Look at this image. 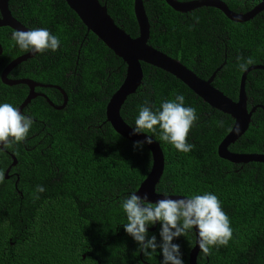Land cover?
<instances>
[{
	"label": "trees",
	"instance_id": "trees-1",
	"mask_svg": "<svg viewBox=\"0 0 264 264\" xmlns=\"http://www.w3.org/2000/svg\"><path fill=\"white\" fill-rule=\"evenodd\" d=\"M98 1L105 5L116 26L130 37L137 35L132 0ZM142 1L149 25L147 43L200 78H207L221 64L211 85L230 99H236L239 63L251 57L253 64L264 65V9L253 18L237 23L213 7L181 13L163 0ZM221 1L232 11L245 12L260 0ZM7 5L11 15L28 30L45 28L57 36L60 45L55 51L72 46V54L68 53L40 77L64 78L72 69L83 81L76 93L68 96L61 111L44 120L45 125L33 120L28 132L31 135L40 127L45 128L43 141L49 146L32 160H50L51 171L49 168L48 173L40 175L37 172L40 166L37 167L30 186L22 185L21 181L13 186L12 179L0 182V264H116V259H121V264H132L131 257L137 255L161 264L159 249L154 258L143 255L133 238L130 235L127 238L123 226L127 220L121 204L148 172V150L145 146L134 149V142L120 137L108 123L105 126L113 134L112 149L109 152L97 146L98 130L94 126L104 120V105L123 77L124 63L86 31L64 0H8ZM12 32L8 27H0V71L11 60L14 46L18 48L14 55L21 51L11 39ZM77 38V42L70 44ZM109 53L112 62L103 58ZM237 57L242 59L238 61ZM140 67L141 83L125 98L119 110L126 124L134 128L139 107L145 101L156 111L177 94L184 95L185 106L195 108L198 117L187 136V142L194 145L187 153L162 141L159 126L155 132L146 133L158 143L163 155L156 192L187 198L214 194L229 217L232 238L228 244L211 246L208 255L199 251L195 264H264V163L233 164L219 158L216 146L231 126L230 117L209 107L170 74L144 63ZM109 71L112 78L108 80L112 81L111 84L108 81L104 90L100 86L103 81L99 80L106 78ZM244 90L247 108L264 107V71H249ZM14 93L12 86L0 83V104L16 107L19 102L12 99ZM35 101L38 103L33 105ZM31 103L33 109L30 106L29 115L43 119L40 104L49 109L48 104L36 99ZM37 112L42 116H37ZM227 149L235 153H264L262 110L256 108L246 130ZM12 154L14 157L7 160L8 164L12 158L20 163L30 157L20 150ZM45 165L47 170L48 164ZM4 167L5 164H0V171ZM109 182L113 190L110 200L95 197L97 188ZM37 185L45 189L38 194L39 199L34 198ZM111 229L112 234H107ZM159 230L160 224L156 223L148 234L156 235L159 241ZM173 243L180 245L181 258L188 264L193 235Z\"/></svg>",
	"mask_w": 264,
	"mask_h": 264
},
{
	"label": "water",
	"instance_id": "water-1",
	"mask_svg": "<svg viewBox=\"0 0 264 264\" xmlns=\"http://www.w3.org/2000/svg\"><path fill=\"white\" fill-rule=\"evenodd\" d=\"M7 1L0 0V27H8L13 31H27L28 29L11 15ZM163 1L172 10L181 13L198 7H213L219 10L225 18L237 23L253 18L264 9V0H260L245 12L232 11L221 0ZM64 2L77 16L86 31H90L95 35L125 65L124 74L119 85L110 94L104 105L105 121L116 134L130 142L142 141L147 135L146 133L134 135V128L126 124L119 114L120 107L125 98L134 93L141 83L142 70L140 63H144L170 74L209 107L230 117L232 120L231 126L216 146V155L219 158L233 164H245L247 162L264 163V153H235L227 149V146L233 143L246 130L250 116L256 108L264 111L262 105H253L247 108L244 90L246 74L251 70L264 71L263 64H251L248 65L246 71H241L238 79L236 99L232 100L211 85L215 72L221 64L207 78H200L178 60L158 51L147 43L149 25L142 0H132V13L137 26V35L135 37H130L123 29L116 26L112 18L107 14L105 5L100 4L98 0H64ZM34 54L35 52L28 50L24 54L7 62L0 71V81L7 86L18 83L27 86V94L16 107L19 111L36 94H40L51 106L59 109L65 103V96L58 87L38 84L24 79L11 80L6 77L7 72L17 63L33 57ZM144 146L150 154V167L134 192L140 196L147 193L148 200L153 203L165 196L172 199L187 198L176 194H161L156 192L155 185L163 169V155L158 143L154 139L152 144H145ZM14 163L15 159L12 158L10 165ZM6 172L7 169L4 173L6 174ZM154 227L155 225H152L149 230H153ZM191 231L193 233V244L189 249L187 262L188 264H195L196 254L200 250L197 245V230L193 228Z\"/></svg>",
	"mask_w": 264,
	"mask_h": 264
},
{
	"label": "clouds",
	"instance_id": "clouds-1",
	"mask_svg": "<svg viewBox=\"0 0 264 264\" xmlns=\"http://www.w3.org/2000/svg\"><path fill=\"white\" fill-rule=\"evenodd\" d=\"M11 39L20 49L35 53L46 50L55 51L60 45L57 36L50 34L45 28L31 30H14ZM242 58L237 57L240 61ZM255 61L248 57L239 63L241 71H246L248 65ZM198 119L196 109L185 106L183 94H177L174 100H166L156 111H153L145 101L139 107L135 119L133 134L155 132L156 126L161 131L160 139L173 145L181 152H190L194 145L187 142V136ZM222 125V121L220 122ZM33 124L31 117H26L9 103L0 104V144L10 148L15 143L22 142L28 135ZM153 138L146 135L142 141L134 142V149H142L145 144H152ZM4 173L0 171V182ZM43 186L37 185L34 198L39 199V193L44 192ZM126 214L127 223L124 230L138 244L143 255H152L159 249L162 255L161 264H184L180 245L173 243L175 238L185 236L190 230H197V245L205 255L210 254L211 246H226L232 238L229 217L222 210L217 196L211 193L194 195L191 198L172 199L165 196L155 203L148 200V195L131 193L121 204ZM160 224L159 237L149 236L148 228Z\"/></svg>",
	"mask_w": 264,
	"mask_h": 264
},
{
	"label": "flooded vegetation",
	"instance_id": "flooded-vegetation-1",
	"mask_svg": "<svg viewBox=\"0 0 264 264\" xmlns=\"http://www.w3.org/2000/svg\"><path fill=\"white\" fill-rule=\"evenodd\" d=\"M61 16H63V15H61ZM71 25H72V22H71ZM77 41H78V38L75 39V41L73 39L70 42V44H73V42H77ZM71 50H72V46L68 49H67V47H65L63 49H59V51L46 50L43 53H36V54H34L33 57L20 61L13 68H11V70L9 72H7L6 77L8 79H11V80L24 79V80L31 81V82L38 83V84L52 85V86L58 87L64 93L65 103L59 109H55V107L51 106L40 94H36L34 96V98L31 99L33 101H34V99H36L38 101L42 100L48 104L49 109H45L43 107V105L40 104V108L44 112V116L42 117L43 119L32 118L29 115V114H31V110L33 109L32 106L36 105L38 103L36 101L32 105L31 100H30L24 107L21 108V110H20L21 114L25 115L26 117H31L32 120H36L40 124L45 125L44 120H46V121L50 120V118L54 115L53 114L54 112L61 111L62 108L65 106L67 100H68V96L70 94H72L73 92L76 93L77 88L80 86V83L83 80L79 78L77 73L76 74L73 73L72 69L65 74L64 78L57 77V78L43 79V77H40V76H43L44 74H46L45 72H47L48 69L51 70V68L54 67L55 63H57L58 61L59 62L63 61L68 53L72 54ZM17 51H18V48H16V46H14L13 47V55H12L11 59L16 58V57H18V56H20L26 52L25 50L21 49L20 52L15 53V55H14V52H17ZM103 58H106L107 62H112L113 56H112V54L109 53V54H105L103 56ZM111 74H112V72L109 71V72H107L106 78H101V80H99V81H103L102 83H100V86H104V90L109 84H111L112 80L111 79L108 80V78H112ZM108 81H110L109 84H108ZM0 83H1V81H0ZM2 85H4V84H2ZM10 86H12L14 91H15L12 99L13 100L16 99V101L18 100L17 102L20 103L23 100V98L25 97V95L27 94V86L25 84H21V83L13 84ZM21 95H22V97H20ZM19 103L16 105V107L19 105ZM30 106H31V110L28 111ZM39 115L40 114L37 112V116H39ZM40 116H42V115H40ZM44 117H46V118H44ZM103 119L104 120L101 121L100 124L94 126V129L98 130V136H97L98 144H97V146L101 147V148H107V150L110 152L112 149V145H113V134L111 131H108V129L105 126V123H107V122L105 121L104 117H103ZM87 129H88V127H87ZM44 137H45V128H43V126H42V127H40L38 132H34L31 135H28L22 142L15 143L10 148H5L3 145H1V147H0V164H5V167L3 169V173L7 169L6 174L4 173V180H5L4 183L8 182L12 179L13 180V186L15 185V183L17 181H21L22 185L24 183H29L28 185L30 186L31 181L33 180L34 170L37 167L40 166L39 170L37 171L40 173V175H42V172H43V174L48 173L49 168L51 171V167L49 165V164H51L50 160H48V159L45 160L44 158H34L32 160L33 156L40 153L42 150H44L46 147L49 146L46 142L43 141ZM17 150L23 151L27 155H30V157L22 160L20 163H16V160H15V163L12 166H9L10 163L8 164L7 160L11 159V156H13L12 152L17 151ZM45 164H48L47 170H46L47 165H45ZM43 166H45V167L41 170V168ZM109 184H111V182L102 184L100 186V188L98 187L96 192H95V197L99 196V197H101L102 201L108 202L113 195L112 187ZM25 188L29 189L28 187H25ZM14 194H15V192H14ZM92 203L96 204L95 201H92ZM114 229H116V228H114ZM151 231L152 230L148 229V232H151ZM107 234L111 235L112 229L110 231H108ZM192 235H193V233L190 230L185 236L175 238L174 241L175 242H183L185 240L190 239V237ZM127 238H128V234H127ZM107 240H110V237L107 238ZM154 256L155 255L153 253L149 257L154 258ZM109 257H111V256H109ZM131 258L133 259V260H131L132 264H151V263L154 264L157 261L154 259H144L140 256L138 257V255H137V257H131ZM116 262H117L116 264H121L122 260L116 259Z\"/></svg>",
	"mask_w": 264,
	"mask_h": 264
}]
</instances>
